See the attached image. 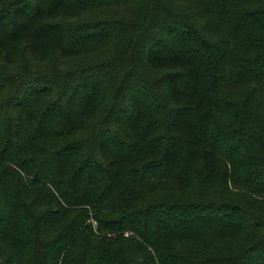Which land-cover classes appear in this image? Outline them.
Returning <instances> with one entry per match:
<instances>
[{"label": "trees", "instance_id": "trees-1", "mask_svg": "<svg viewBox=\"0 0 264 264\" xmlns=\"http://www.w3.org/2000/svg\"><path fill=\"white\" fill-rule=\"evenodd\" d=\"M0 264H264V0H0Z\"/></svg>", "mask_w": 264, "mask_h": 264}, {"label": "rangeland", "instance_id": "rangeland-1", "mask_svg": "<svg viewBox=\"0 0 264 264\" xmlns=\"http://www.w3.org/2000/svg\"><path fill=\"white\" fill-rule=\"evenodd\" d=\"M87 222H91L92 223V227H93V229H94V234H96V235H101L102 233H100L99 231H97L96 230V226H97V222L93 219V218H89L88 220H87ZM130 233H129V231H125L124 233H123V235L124 236H128Z\"/></svg>", "mask_w": 264, "mask_h": 264}]
</instances>
